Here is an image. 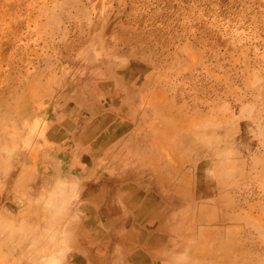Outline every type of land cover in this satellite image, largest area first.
I'll return each instance as SVG.
<instances>
[{"label":"rangeland","instance_id":"rangeland-1","mask_svg":"<svg viewBox=\"0 0 264 264\" xmlns=\"http://www.w3.org/2000/svg\"><path fill=\"white\" fill-rule=\"evenodd\" d=\"M48 1L0 0V102L8 98L0 108L13 104L9 112L22 139L8 180L21 178L20 189L29 186L30 194L58 174L86 188L94 183L89 189L111 185L127 191L133 218L97 210L92 203L81 209L88 224L100 221L106 247L112 240L121 248L118 264H151V242H176L185 229L189 235L209 231L206 237L214 238L219 251L240 241L251 247L246 250L252 251V261L258 264L259 254L264 261V241L249 238L257 232L245 228L244 218L251 206L264 223V194L252 181L264 173L258 138L244 128L230 162L237 169L235 180L227 181L195 162L172 124L176 118L192 122L195 110L205 124L214 115L240 111L243 102L255 103L264 117V0H79L89 18L82 23L65 18L53 37L37 30L45 19L37 7ZM90 22L93 32L100 31L92 49L124 57L108 77L98 75L103 69L88 55H68L60 42L61 31L77 39L84 28L87 36ZM124 29L129 39H122ZM158 71L169 72L175 90L166 93L156 85ZM201 134L206 137L208 130ZM247 178L252 180L245 186L225 185ZM184 201L186 214L180 215L174 210Z\"/></svg>","mask_w":264,"mask_h":264},{"label":"bare ground","instance_id":"bare-ground-1","mask_svg":"<svg viewBox=\"0 0 264 264\" xmlns=\"http://www.w3.org/2000/svg\"><path fill=\"white\" fill-rule=\"evenodd\" d=\"M3 1L7 2L8 0ZM37 9L42 16H45V19L37 30L41 35L47 37L56 35L61 29V24L65 18L79 21L77 23H82L83 21L80 20H82L83 17L89 18L88 9L80 4L79 0H50L45 3H40ZM85 23L89 24V22ZM90 24L91 26L88 29L87 36H83L84 28L80 26L82 28V34H80L77 39L76 37L72 39L66 38V32L61 31L60 42L65 44V50L68 55L74 51L79 53V55H88L89 60L92 59L94 61L96 68L100 67V70L103 69V71H98L99 69H96L98 75H105L108 77L114 72L116 65L122 64V59L124 57L119 56V54H122L121 52L119 53L116 51L115 53L108 54L104 52L103 55L99 49H92V47H96L99 42L100 31L93 32V24L91 22ZM46 28H50L51 33L47 31ZM121 37L122 39L130 38L126 29L123 30ZM135 38L137 37L135 36ZM133 51L138 54L140 52L138 49H133ZM168 73L167 71H158L157 76H154L158 82L156 85L166 93H170L174 89ZM257 81L259 80H253L254 83ZM164 96L166 97V95ZM7 99L6 96H3L0 107L2 102ZM166 101H168L167 97ZM10 104L4 106V103L2 108H0V264H70V262L72 263L71 260H73V264H118L117 261L120 255L119 250L121 248L119 247L120 249H117L115 247L116 244L114 243V245L112 240L109 246L106 247L103 229L100 227V224H98L100 221L93 225L88 224L84 221L81 209L85 208V204L92 203L91 206L95 204L97 210L109 209L117 216L128 215L133 218L136 214L135 206H132L131 203L128 202L130 198L129 193L124 190L120 191L117 186L115 187L108 184V186L97 185L94 189H89L93 187L91 185L94 184L91 182L90 185L89 179L88 184L90 187L88 185L87 189L84 182L76 181L71 178L69 179L64 176L59 177V174V176L54 175L55 179H53V176L52 179L54 181L51 179L52 183L50 184L49 182L50 185L44 182L42 183L43 185L45 184L44 186L41 184L38 186L39 189L37 191L34 190L35 192L32 191L31 194V191H28L29 186L26 191L23 190L27 187H24V183L21 184L24 188L20 189L21 178L20 181H17L18 179L8 180L7 178L13 177L14 173L12 174L11 172L13 168L16 167L15 157L18 149L21 148L22 140L18 132L19 128L17 127V122L14 119L15 115L9 112V109L14 108L13 104ZM240 112H242V114ZM258 113L255 103L243 102L240 105V111L238 108L236 111L228 112L227 115L222 114L218 116L213 114L216 118L213 119V117H210L211 119L205 124L199 122L197 117L201 118L202 114L200 115L196 110L193 112L195 117L193 116L191 118L192 122H187L184 119L178 120V118H176L172 121V124L178 127L181 132L180 136L184 147L187 149L188 153L195 157V162L199 164L202 169H207V172L210 173L216 172L220 174L221 178L225 177L227 181H234L235 170L237 169H234V166H232L230 162L235 160L233 157L237 155L234 151L235 143L239 136L245 133V129L250 131L249 136L253 133V136L258 138L260 145L264 147V117H262V119L259 118ZM190 126L191 130L188 131L187 129ZM183 128H185L184 131H182ZM202 128L203 130H208L206 137H203L201 134L203 131ZM217 137L219 140L220 137H222V139L218 141V143L215 142V145L213 144L214 147H209L208 143H214ZM26 169L27 168H19L18 171L24 172ZM232 173L233 176L230 175ZM83 175H86L85 172ZM84 178L85 177H83V179ZM220 180L222 181V179ZM247 180L250 181L252 179L247 178L242 184H236L235 181V183L229 182L225 185L227 188H234L236 185L245 186ZM7 181H10V183H8L9 185ZM12 181L14 183L18 182L19 185H15ZM84 181L87 183V180ZM252 181L257 182L264 194V173L260 178L257 177L256 180ZM80 183H83L85 186ZM92 193L94 194L93 197H91ZM95 196H98V199H95ZM92 198L94 200H92ZM13 200H16L17 203ZM165 202L167 201L165 200ZM170 203L169 204L172 206V201H170ZM171 206L168 205V207ZM165 208H167V206H165ZM138 214L139 213H137V215ZM145 219L147 220V217ZM251 227L256 229L257 234H254L256 237L251 235L249 238L256 242L264 241V223L261 219L257 217V220H252L245 228L248 229ZM174 254L175 253L171 254L170 259L178 260L181 258L182 252ZM77 261L80 263H77ZM260 261L264 264L263 259Z\"/></svg>","mask_w":264,"mask_h":264},{"label":"crops","instance_id":"crops-1","mask_svg":"<svg viewBox=\"0 0 264 264\" xmlns=\"http://www.w3.org/2000/svg\"><path fill=\"white\" fill-rule=\"evenodd\" d=\"M183 200L185 199L183 198ZM180 201H182V197H180ZM177 210H179L180 215L186 214V202L184 201L183 208L176 209L174 211ZM169 212L171 219L173 209L171 208ZM257 217L262 221L260 211L255 212V214L253 215L251 212V206L249 207V211L245 212L244 215V218H246L247 220L246 223H249L254 219L257 220ZM209 233V231H205L203 229L198 234L194 233L189 235L188 230L185 229L179 231V234L177 235L179 240L176 242L165 241L161 244L151 243V264H253L254 261H252V251L246 250L250 247L249 245L242 244L240 241H238L234 242L232 244V247H228L227 249L219 251L217 250L219 244L216 243L214 238L206 237ZM159 236L160 234L156 233V237ZM162 237H164L166 240L165 234L162 233L161 239ZM172 252L175 254H177L178 252H182L180 256L181 260L170 259ZM254 258L258 261V264H260V254L256 255ZM254 264L256 263L254 262Z\"/></svg>","mask_w":264,"mask_h":264}]
</instances>
